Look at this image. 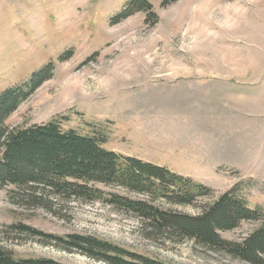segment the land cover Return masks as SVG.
Listing matches in <instances>:
<instances>
[{
	"label": "rangeland",
	"instance_id": "rangeland-1",
	"mask_svg": "<svg viewBox=\"0 0 264 264\" xmlns=\"http://www.w3.org/2000/svg\"><path fill=\"white\" fill-rule=\"evenodd\" d=\"M146 1L155 17L139 11L113 22L134 0H0V98L53 66L5 125L27 128L58 118L64 129L102 138L108 151L213 190L193 206H179L90 184L105 194L198 216L237 188L263 216L264 0ZM263 221L220 236L241 243ZM68 235L166 264H249L188 240H148L135 216L98 201L46 193L33 202L15 188L0 190V249L18 258L106 264L47 237Z\"/></svg>",
	"mask_w": 264,
	"mask_h": 264
},
{
	"label": "trees",
	"instance_id": "trees-1",
	"mask_svg": "<svg viewBox=\"0 0 264 264\" xmlns=\"http://www.w3.org/2000/svg\"><path fill=\"white\" fill-rule=\"evenodd\" d=\"M152 10L146 0H134L113 22L139 11L155 17ZM52 68L47 66L26 87L0 98V190L15 188L33 202L46 193L68 201H98L135 216L148 240H188L249 264H264V221L241 243L226 241L220 236L221 232L233 231L243 222L264 218L237 193V188L224 193L198 216L165 211L145 200L105 194L90 184L115 185L179 206H193L200 199L210 197L213 190L166 168L108 151L102 146V138L64 129L58 118L27 128H8L5 125L8 118L51 77ZM22 228L33 236H45L30 227ZM47 237L67 246L68 250L106 264H166L94 237ZM0 264L62 263L48 258H18L0 249Z\"/></svg>",
	"mask_w": 264,
	"mask_h": 264
},
{
	"label": "crops",
	"instance_id": "crops-1",
	"mask_svg": "<svg viewBox=\"0 0 264 264\" xmlns=\"http://www.w3.org/2000/svg\"><path fill=\"white\" fill-rule=\"evenodd\" d=\"M183 159H184V156H183ZM149 163V162H148ZM181 163H183V164H186L185 162H181ZM173 172V171H172Z\"/></svg>",
	"mask_w": 264,
	"mask_h": 264
}]
</instances>
